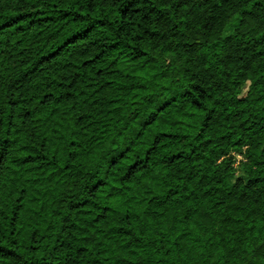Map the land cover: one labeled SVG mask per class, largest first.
Segmentation results:
<instances>
[{
  "label": "trees",
  "instance_id": "16d2710c",
  "mask_svg": "<svg viewBox=\"0 0 264 264\" xmlns=\"http://www.w3.org/2000/svg\"><path fill=\"white\" fill-rule=\"evenodd\" d=\"M0 264H264V0H0Z\"/></svg>",
  "mask_w": 264,
  "mask_h": 264
},
{
  "label": "rangeland",
  "instance_id": "374dc122",
  "mask_svg": "<svg viewBox=\"0 0 264 264\" xmlns=\"http://www.w3.org/2000/svg\"><path fill=\"white\" fill-rule=\"evenodd\" d=\"M236 23H237V20H234V22L232 23V25L227 29V33L228 34L232 32L233 27L236 25Z\"/></svg>",
  "mask_w": 264,
  "mask_h": 264
}]
</instances>
